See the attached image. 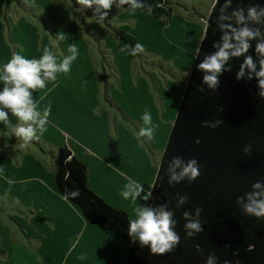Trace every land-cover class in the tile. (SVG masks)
<instances>
[{"label": "rangeland", "instance_id": "rangeland-1", "mask_svg": "<svg viewBox=\"0 0 264 264\" xmlns=\"http://www.w3.org/2000/svg\"><path fill=\"white\" fill-rule=\"evenodd\" d=\"M213 1L167 0L158 17L123 0L0 5V264H90L106 253L98 233L120 240L58 191L63 145L97 195L140 219Z\"/></svg>", "mask_w": 264, "mask_h": 264}, {"label": "trees", "instance_id": "trees-1", "mask_svg": "<svg viewBox=\"0 0 264 264\" xmlns=\"http://www.w3.org/2000/svg\"><path fill=\"white\" fill-rule=\"evenodd\" d=\"M122 7L171 13L167 0ZM204 20L138 221L88 186L87 167L67 146L54 159L60 194L130 245L126 264H264V0H214ZM118 36L133 56L137 42Z\"/></svg>", "mask_w": 264, "mask_h": 264}, {"label": "crops", "instance_id": "crops-1", "mask_svg": "<svg viewBox=\"0 0 264 264\" xmlns=\"http://www.w3.org/2000/svg\"><path fill=\"white\" fill-rule=\"evenodd\" d=\"M104 231V230H103ZM113 233V232H112ZM114 234V233H113ZM115 235V234H114ZM97 236H100V238H97L101 243H105V244H107V249H106V253L103 255V253H93L91 256H93L94 257V259H95V263L94 262H92L91 263V260H90V258L89 257H87V258H89V262H90V264H113L114 263V261H116V263H117V258L115 257V256H112V255H110L109 254V251H110V244H109V242L111 243V247H113L114 246V244L112 243V242H114V243H116L117 244V246L119 247V248H124L125 249V254H123L121 257H120V261L122 262V264H126V261H127V258H128V255H129V244L127 243V242H125V241H123V240H121L119 237H117L116 235V237L117 238H119L120 240L119 241H117L118 239H116L113 235H106V238H104V239H101V237H104L101 233H98L97 234ZM112 242H111V241ZM77 239H75V241L74 242H76L77 243ZM101 250V249H100ZM96 255H99L98 257H96ZM100 259H102V260H100Z\"/></svg>", "mask_w": 264, "mask_h": 264}]
</instances>
